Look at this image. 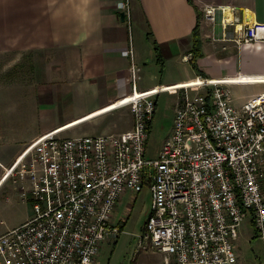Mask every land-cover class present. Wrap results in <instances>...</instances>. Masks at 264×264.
Here are the masks:
<instances>
[{
  "label": "built area",
  "instance_id": "1",
  "mask_svg": "<svg viewBox=\"0 0 264 264\" xmlns=\"http://www.w3.org/2000/svg\"><path fill=\"white\" fill-rule=\"evenodd\" d=\"M121 9L132 18L130 0ZM215 6L206 14L215 20ZM231 20L223 19L226 29ZM264 40V23H245L244 41ZM121 100L132 129L35 139L8 171L33 215L0 235V264H102L104 242L122 231L115 213L126 193L148 184L152 205L140 247L177 264H243L236 241L250 220L264 239V92L243 106L231 78L199 76L180 93L174 125L159 157H146L157 92L140 91L142 66L133 46ZM163 90V89H162Z\"/></svg>",
  "mask_w": 264,
  "mask_h": 264
},
{
  "label": "crops",
  "instance_id": "2",
  "mask_svg": "<svg viewBox=\"0 0 264 264\" xmlns=\"http://www.w3.org/2000/svg\"><path fill=\"white\" fill-rule=\"evenodd\" d=\"M121 2L0 0V190L21 194L7 173L41 135L133 128L132 113L119 110L134 94L130 46L142 66L139 90H160L157 107L161 94L175 95L174 118L181 94L170 88L199 76L233 79L239 107L264 92V40L244 41L245 23H264V0H130V21ZM114 115L125 121L117 131Z\"/></svg>",
  "mask_w": 264,
  "mask_h": 264
},
{
  "label": "rangeland",
  "instance_id": "3",
  "mask_svg": "<svg viewBox=\"0 0 264 264\" xmlns=\"http://www.w3.org/2000/svg\"><path fill=\"white\" fill-rule=\"evenodd\" d=\"M175 97L169 93L159 96V104L147 144L148 159L159 157L173 128ZM119 110L122 116H129L131 113L128 106L120 107ZM110 119L119 122V126L114 131L125 126V121L120 116L114 115ZM8 188L6 186L0 190V232L25 222L33 215L31 203L24 200L18 191H11ZM151 205L152 191L148 184L140 191L130 190L126 193L115 213V220L126 222L125 227L118 237L104 242L99 257L100 263L167 264L163 253L140 247V238L145 232ZM257 233L250 220H247L240 229L236 244L243 264H264V239ZM170 263L176 264L175 258H171Z\"/></svg>",
  "mask_w": 264,
  "mask_h": 264
},
{
  "label": "trees",
  "instance_id": "4",
  "mask_svg": "<svg viewBox=\"0 0 264 264\" xmlns=\"http://www.w3.org/2000/svg\"><path fill=\"white\" fill-rule=\"evenodd\" d=\"M196 33H197V32H196ZM197 56H198V54L195 53V55H194V56L192 57V59H191L193 65L196 66V67H197V63H196V57H197ZM125 224H126V222H123V224H122V230L124 229ZM257 232H258V231H257ZM257 235H259V233H257Z\"/></svg>",
  "mask_w": 264,
  "mask_h": 264
},
{
  "label": "water",
  "instance_id": "5",
  "mask_svg": "<svg viewBox=\"0 0 264 264\" xmlns=\"http://www.w3.org/2000/svg\"><path fill=\"white\" fill-rule=\"evenodd\" d=\"M122 17H123V19H125V14L124 13H122Z\"/></svg>",
  "mask_w": 264,
  "mask_h": 264
},
{
  "label": "bare ground",
  "instance_id": "6",
  "mask_svg": "<svg viewBox=\"0 0 264 264\" xmlns=\"http://www.w3.org/2000/svg\"><path fill=\"white\" fill-rule=\"evenodd\" d=\"M158 90H153V92H157Z\"/></svg>",
  "mask_w": 264,
  "mask_h": 264
}]
</instances>
